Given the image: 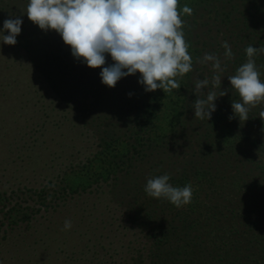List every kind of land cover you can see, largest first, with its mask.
Returning <instances> with one entry per match:
<instances>
[{
  "label": "trees",
  "instance_id": "16d2710c",
  "mask_svg": "<svg viewBox=\"0 0 264 264\" xmlns=\"http://www.w3.org/2000/svg\"><path fill=\"white\" fill-rule=\"evenodd\" d=\"M10 2L0 1L2 24L19 16ZM185 5L193 10L181 18L194 71L177 78L181 88L145 92L136 73L105 94H91L88 110L98 115L91 121L94 129L84 120L82 124L94 142L86 149L88 156L77 163L69 160L37 187L20 183L0 190V246L24 235L22 230L36 216L54 212L75 197L106 193L127 230L114 231L128 238L125 251H104L103 242L86 239L81 250L66 253L61 264H264V103L251 109L247 121L229 120L234 115L231 102L240 97L227 79L246 62L249 44L264 47V0H178V11ZM22 25L16 40L22 39L29 49L27 20ZM224 42L231 47L232 59L224 57ZM208 53L220 57L225 69L221 90H229L215 101L209 121L195 119L192 108L195 80L211 81L214 75L210 64L198 63ZM107 57L111 62L105 66L114 63ZM63 63L68 70L64 75L73 81L92 79L100 85L101 69L75 79L73 67ZM255 63L264 81V54L257 55ZM41 75L49 83V77ZM132 82L129 96L125 85ZM81 83L76 82L75 95L63 88L56 91L75 111L78 104L72 99L78 92L80 103V91L85 92L78 91ZM210 90L211 84L204 92ZM107 106H114L111 115ZM76 173L83 174V183L70 181ZM164 174L175 187L192 185L190 204L178 209L145 193L147 180Z\"/></svg>",
  "mask_w": 264,
  "mask_h": 264
},
{
  "label": "rangeland",
  "instance_id": "374dc122",
  "mask_svg": "<svg viewBox=\"0 0 264 264\" xmlns=\"http://www.w3.org/2000/svg\"><path fill=\"white\" fill-rule=\"evenodd\" d=\"M28 3L29 0H11L9 4L22 16V21L27 20L29 49L23 47L22 39L14 46L0 40V190L5 185L20 183L37 187L56 176L69 160L77 163L88 156L86 149L94 142L91 132L84 131L82 124L85 121L89 129H94L91 121L98 115L93 109L88 110L90 95L98 97L100 92L113 90L101 81L100 85L92 79L85 83L64 75L68 70L63 61L73 67L71 75L75 79L90 74V68L73 57L71 48L58 33L45 32L28 19ZM0 32L9 34L2 21ZM108 62L111 61L106 57ZM41 74L49 77V83ZM76 82L83 83L78 91L85 92L80 91V103L78 92L72 99L78 104L75 111L56 91L63 88L75 95ZM130 85L133 82L125 85L126 94ZM107 108V115H111L114 106ZM76 174L71 175L70 181L74 185L83 183V174ZM65 220L72 222L71 229L63 230ZM122 227L120 212L109 205L106 193L75 197L54 212L36 216L14 243L1 245L0 264H61L65 254L79 252L86 239L100 240L105 244L104 251H125L128 238L114 232L127 231Z\"/></svg>",
  "mask_w": 264,
  "mask_h": 264
},
{
  "label": "clouds",
  "instance_id": "9594fccd",
  "mask_svg": "<svg viewBox=\"0 0 264 264\" xmlns=\"http://www.w3.org/2000/svg\"><path fill=\"white\" fill-rule=\"evenodd\" d=\"M192 13L187 5L178 11V0H29L27 5V16L33 24L45 32L58 33L71 48L73 57L88 68L101 69L103 85L114 88L122 78L139 73L138 83L145 92L161 89L164 93L179 90L181 85L177 78L194 71L181 18L183 14L191 16ZM22 23L19 16L4 20L3 29L9 34L0 32L3 44L14 46L17 43ZM222 47L225 59H232L230 45L224 42ZM245 52L246 62L227 77L231 89L240 97L231 102L234 115L229 120L238 118L240 122L247 121L251 109L264 103V81L255 63V57L264 54V47L249 44ZM109 55L114 63L105 66ZM198 63L210 64L214 75L211 81L208 78L195 80L197 99L192 108L195 119L209 121L216 111L215 101L229 90H221V74L225 69L219 56L208 53ZM209 84L213 90L205 93ZM260 115L264 117V111ZM169 181V174L150 178L144 191L154 199L168 200L178 209L190 204L192 185L175 187ZM71 227L72 222L65 220L63 230Z\"/></svg>",
  "mask_w": 264,
  "mask_h": 264
}]
</instances>
